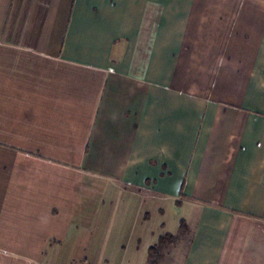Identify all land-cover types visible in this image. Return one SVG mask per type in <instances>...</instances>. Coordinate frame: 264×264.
Segmentation results:
<instances>
[{
  "label": "crops",
  "instance_id": "1",
  "mask_svg": "<svg viewBox=\"0 0 264 264\" xmlns=\"http://www.w3.org/2000/svg\"><path fill=\"white\" fill-rule=\"evenodd\" d=\"M148 199L264 264V0H0V264H135Z\"/></svg>",
  "mask_w": 264,
  "mask_h": 264
},
{
  "label": "rangeland",
  "instance_id": "2",
  "mask_svg": "<svg viewBox=\"0 0 264 264\" xmlns=\"http://www.w3.org/2000/svg\"><path fill=\"white\" fill-rule=\"evenodd\" d=\"M140 213H141V226H136V230L138 233H140L141 238L143 240L142 246L139 247V254H137L138 257H140L138 260L136 258L134 260H124L123 262H133L135 264L141 263V264H177V260L174 258H177L178 251L174 250V247L169 249V250H162L164 253L162 254L161 258L155 260V259H149L148 252H144L143 247L144 244H146L144 238L145 236H151L158 232L159 236H164L165 234H171L173 236H176L179 233V221H178V216L181 214L180 210L173 208L171 209L167 204H154V202L148 200H144L141 202L140 206ZM143 221H146L147 224H143ZM111 234L112 235V240L109 244V246L112 247V244H117L119 241H124L126 240L125 238H128L130 235L127 234L126 237H116V228L111 229ZM136 231V232H137ZM124 235V233H123ZM137 235L135 234V237ZM95 239V238H94ZM136 241V240H135ZM158 243V240L156 241L155 244ZM93 249L94 252H92L93 258H88L87 262H83L80 260L76 255V252L74 251L72 254L74 255L71 264H120L122 263V260L119 258H105L102 259L100 258V254L95 251V245L100 247V243H93ZM141 250H143L141 252ZM161 254V253H160ZM159 254V255H160ZM76 256V257H75ZM160 257V256H159ZM68 261V260H67ZM66 261V262H67ZM61 264H64V260H60Z\"/></svg>",
  "mask_w": 264,
  "mask_h": 264
},
{
  "label": "trees",
  "instance_id": "3",
  "mask_svg": "<svg viewBox=\"0 0 264 264\" xmlns=\"http://www.w3.org/2000/svg\"><path fill=\"white\" fill-rule=\"evenodd\" d=\"M186 231H187L186 224L183 220H181L179 222V233L176 236H172L168 234H165L164 236H160L158 239V243L149 249V252H148L149 258L150 259L153 258L157 260L159 256L161 255L160 254L161 251L165 247H167L169 244L175 243L179 239L180 236L186 233ZM150 264H153V263H150Z\"/></svg>",
  "mask_w": 264,
  "mask_h": 264
}]
</instances>
